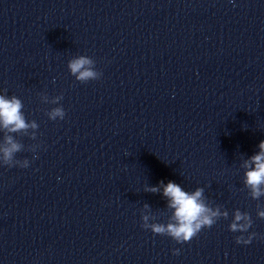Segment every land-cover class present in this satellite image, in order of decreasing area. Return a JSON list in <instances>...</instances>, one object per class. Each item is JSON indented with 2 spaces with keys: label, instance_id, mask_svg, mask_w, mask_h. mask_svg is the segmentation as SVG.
Instances as JSON below:
<instances>
[{
  "label": "water",
  "instance_id": "1",
  "mask_svg": "<svg viewBox=\"0 0 264 264\" xmlns=\"http://www.w3.org/2000/svg\"><path fill=\"white\" fill-rule=\"evenodd\" d=\"M81 56L98 80L71 73ZM0 95L29 124L0 123V264H264V195L246 185L264 0H0ZM161 181L203 189L216 224L184 244L144 229L173 222ZM237 211L247 233L230 231Z\"/></svg>",
  "mask_w": 264,
  "mask_h": 264
},
{
  "label": "clouds",
  "instance_id": "2",
  "mask_svg": "<svg viewBox=\"0 0 264 264\" xmlns=\"http://www.w3.org/2000/svg\"><path fill=\"white\" fill-rule=\"evenodd\" d=\"M93 61L85 56H81L72 60L69 63L70 71L76 78L84 83L90 80H98L99 76L96 71L91 67ZM63 97H57V100ZM23 105L20 99L13 96L11 99L6 98L4 95H0V123H2L3 128L10 132H16L19 130H26L29 124L26 123L25 117L21 112ZM66 116L64 108L57 107L54 108L50 113L49 117L51 120L55 121L57 117L63 120ZM37 125L33 122L31 127H36ZM7 147L3 148V162L8 167H14L12 164L13 155L20 151L21 145L19 143L13 142L12 137H7L6 140ZM261 152L251 158V162H247V166L251 168L254 164L255 168L249 170L246 173V185L251 188L253 198H259L264 195V142L259 145ZM22 168L28 167V162L25 161ZM163 185V181H161ZM153 192L160 191L159 187H154L150 189ZM203 194V189H198L194 193H189L181 188L180 185L169 181L167 185H163V195L169 198L168 207L174 210L171 220L167 225L164 224H153L148 225L144 223L142 227L144 229L151 228L154 234H159L163 236H169L177 243L184 244L190 242L195 238L204 228H211L216 224L221 213L219 209L212 211L206 204L202 201L201 197ZM147 207V206H146ZM223 215H227L224 213ZM259 215L264 218V212H260ZM246 216L242 215L237 211L235 215V221L230 225V231L233 233H247L252 227V222L249 218L247 224L238 223L240 220L245 219ZM144 220L147 221L148 217L145 216ZM257 233L252 232L245 238L244 235H239L236 237L237 244H251ZM174 255L180 254V249H174Z\"/></svg>",
  "mask_w": 264,
  "mask_h": 264
}]
</instances>
